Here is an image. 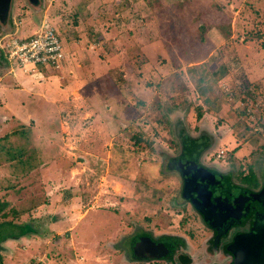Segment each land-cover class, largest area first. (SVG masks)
<instances>
[{"label": "rangeland", "instance_id": "374dc122", "mask_svg": "<svg viewBox=\"0 0 264 264\" xmlns=\"http://www.w3.org/2000/svg\"><path fill=\"white\" fill-rule=\"evenodd\" d=\"M86 1L88 12L107 7L114 24L103 23V28H110L108 38L96 36L91 47L84 43L89 29L81 33L84 41L77 43L82 48L80 61L85 66L108 64L116 83L126 85L125 101H144L138 123L146 139L137 148L121 133L110 132L105 128L107 114L93 115L82 98H73L74 89L68 97L56 100L58 112L50 121L56 126L52 129H56L57 140L50 141L51 150L49 145L46 148L51 157L40 159L44 164L41 174L38 170L33 176L40 166L33 149L43 150L46 143H37L32 133L26 141L27 134L22 136L21 130L15 141L7 139L6 133L17 132L14 128L20 121L29 125L34 117L40 122L43 100L38 94H47L49 84L67 85L73 77L65 73L62 77L60 72L65 69L39 65L43 82H28L30 77L18 68L14 76L3 78L8 62L0 49L6 63L1 62L0 68V264H146L134 260L128 245L137 231L203 234L201 224L179 198L177 173L162 166L178 153L184 136L197 137L200 144L208 140L209 146L202 151L204 162L213 160L222 169L232 168L238 178L247 181L249 173L264 172V0ZM76 3L81 0H38L36 4L10 0L6 21L0 22V37L15 29L13 34L19 38L34 34L43 22L42 15L58 4L59 14L66 18L59 16L63 26L47 22L56 28L62 43L63 30L71 35L75 26L74 18L66 15ZM123 6L128 8L121 10ZM126 11L128 25L120 19ZM134 40L138 46L130 43ZM220 65H224L225 77H211ZM79 70L78 77L86 68ZM199 76L204 81L196 86ZM149 82H159L161 88ZM78 84L72 82L70 89ZM46 105L42 110L47 115L52 107ZM18 146L23 153L16 152L13 159L11 148ZM128 148L137 152L130 154ZM4 163H10L14 172L31 173L26 178L20 175L19 181L11 178ZM13 178L18 183L11 187L29 181V185L37 184L35 192L46 196L45 202L23 215L11 188L5 186ZM4 189L5 197L1 196ZM29 190L34 192L32 186ZM24 221H31L32 228H26L24 235H13L20 233ZM39 227H43L41 232L34 231Z\"/></svg>", "mask_w": 264, "mask_h": 264}, {"label": "flooded vegetation", "instance_id": "af4514ba", "mask_svg": "<svg viewBox=\"0 0 264 264\" xmlns=\"http://www.w3.org/2000/svg\"><path fill=\"white\" fill-rule=\"evenodd\" d=\"M183 143L181 139L178 153L167 162L179 177V198L189 206L203 234H153L143 229L130 236L129 248L132 238L142 235L160 256L138 258L131 248L132 257L159 264H264V172L249 173L246 181L232 168L222 169L211 159L204 162L205 148L198 141ZM142 245L138 246L142 249Z\"/></svg>", "mask_w": 264, "mask_h": 264}, {"label": "trees", "instance_id": "16d2710c", "mask_svg": "<svg viewBox=\"0 0 264 264\" xmlns=\"http://www.w3.org/2000/svg\"><path fill=\"white\" fill-rule=\"evenodd\" d=\"M145 1H146V3H149V2L155 1V0H145ZM156 1L158 3L160 2L159 0H156ZM176 1L179 2L178 0H176ZM220 66L221 67L219 69H216L210 73V74H212V76L210 75L211 77H215V78L223 77V75L225 74L224 65H220ZM203 81H204V77L199 76L196 86L202 84ZM146 84H148L149 86L153 85L156 89L161 88L160 87L161 84L159 82H156V84H152L151 82L146 83ZM125 88H126V85H125ZM125 88L123 86L121 87L119 84H117L116 81L113 79V77L108 72H106L105 74H103L100 77L90 78L89 80H87L86 84H84V86L80 89V91L82 93V96H83V99L85 100V102L88 104L89 107H91L95 110V113L97 115L107 114L106 120H104V121L106 122V127L110 132H112L114 130L115 132H117L119 134L121 133L120 136H123L124 138L126 136L125 139L128 141V143L130 142L138 148V144L142 140L146 139L144 137V133L142 132V129H143L141 127L142 125L138 123L140 120L139 119L140 118L139 107L144 104V101L139 99L136 102L127 103V101H125V93L127 92V90L125 91ZM156 91L158 92V94H161L160 91H158V90H156ZM107 118H109V119H107ZM142 122L144 124L145 121H142ZM29 123H30L29 125H22L23 123H21V121L17 122L16 123L17 125H15L17 127L14 128L17 130V132L13 129H12L13 130L12 132H11V130L9 132H7L6 133V134H8L7 139H11V141H15L16 140V134L20 133L19 130H21L20 134H22V136H24V135L26 136V134H27V136L25 137V140H26L28 138L29 134H31V133L33 134V129L31 126L35 125L34 124L35 122H33L32 119L29 121ZM131 130H132V132H131ZM129 133H131V134H129ZM3 136H5V135H3ZM201 136H204L203 133L201 134ZM204 137H206V136H204ZM196 138L194 139L191 137L184 136L181 139L184 143L187 139H191L192 142L196 143V141H197ZM29 140H30V138H29ZM43 141H44V138L41 137V139H39L38 142H43ZM92 142L95 144H98L97 141H92ZM209 144L210 143L208 142V140L206 142L205 141L202 142V145L204 148L209 146ZM84 148H86L87 150L93 149V148H90V146H86ZM133 148H135V147H133ZM137 148L135 150H137ZM33 150H34L33 152H34L36 158L39 159V163H40L39 168H35V170H34L33 176H35V175H37L40 167L42 165H44L43 162L40 160L41 158L42 159L44 158V156H43L44 149L42 150V149L34 147ZM128 151L130 154H133V152H137V151H130L129 148H128ZM16 152L23 153L22 147L18 146V148H14V149L11 148V158H13V159L16 158L15 157ZM18 153H17V155H18ZM2 164H0V166ZM4 164L6 165V169H7L8 173L11 174V178L12 177H16V178L18 177L19 181L21 180L20 175H23V177L26 178V177H29V175L31 173V172L28 173L27 171L24 173H19V171L14 172L10 163H4ZM162 166L165 167L166 169H171L174 171V169H172V167L169 166L167 160H166V163L162 162ZM162 166H161V168H162ZM39 173H40V170H39ZM13 180H14V183H12ZM12 182L7 181V183H5V186H7V190H9V187L11 188L10 191L13 192L14 196H15L14 203L17 205V207L19 209H21L23 215L31 212V208H33V207L37 208L38 203L45 202V200H43V198L46 199L47 197L46 196L43 197V195L35 192V190L37 188L36 187L37 184H35V185L30 184L29 185V183H30V181H29V183H26V184H23L20 186H19V184H17L15 187H11V185L18 183L14 178L12 179ZM30 186H32V188L34 189V192L32 191L30 193V190H29ZM15 188H18V189H15ZM41 190H42V187H41ZM4 191L5 192L1 193V196H3V197L6 196L5 195L6 189H4ZM6 198L8 199V196ZM6 198L3 200H6ZM10 200H11V198H10ZM1 204L2 203L0 202V206H1ZM26 228H32L31 221H24L22 224H20V230H19L20 233H16V234L14 233L13 235H24L23 233L25 231H27ZM42 228L43 227H39L37 229H34V231L41 232V230H43ZM44 232L42 231V233H44ZM55 238L57 239V238H59V236L55 235ZM135 261H140V259H137V260L135 259ZM35 264H39L38 261L35 262Z\"/></svg>", "mask_w": 264, "mask_h": 264}, {"label": "crops", "instance_id": "0c3cea01", "mask_svg": "<svg viewBox=\"0 0 264 264\" xmlns=\"http://www.w3.org/2000/svg\"><path fill=\"white\" fill-rule=\"evenodd\" d=\"M155 2H157V1L155 0ZM88 5H89L88 1L81 0V3H76L75 6H72V13L71 14L69 13V15H66V11H64V14L67 17L71 16V17L74 18V25L75 26H73V29H74V27L76 29H74V30L72 29L71 30V33H72L71 35H69L70 33H68V30H63V31H65V34L64 35L62 34V46L64 47L63 49L65 51V61H64L63 67L60 70H62V69H65V70H64L63 73L60 72V74L63 77L64 73H65L66 74L65 77L69 76V77H73V79L72 80L69 79L67 85L64 84V83L63 84H59L58 83L57 85L49 84V85H47V88H49L47 94H44L43 91H41V93L38 94V96L41 97L42 100H43V101H40V103H39V106H40L39 107L40 108V116H39L40 117V122L36 121L37 118L36 119L32 118L33 122H35V121L36 122L34 123L35 125L31 126V127L33 129V135L36 138L35 140H36L37 143H38L39 139H41V137L44 138L43 142L46 143L45 146H44L45 149L43 148L44 149V151H43V154H44L43 156L44 157H51L50 154H49V156L46 154V153H48V152H46V148L49 145V149L51 150L50 141H52V139L57 140V138H56V129H52V128L56 127V126L53 127L54 122L51 123L50 116H52V115L56 114V112H58L59 105L57 104V101L58 100H62L63 97H65V98L68 97L67 93L70 94V92L72 90L77 89L76 90V94H74L73 98H76V99L77 98H82L83 106L87 107L89 110H91L93 112V115L97 116V114L95 113V110L93 108L89 107L88 104L83 99V96H82V93H81L80 89L84 86V84H86V81L89 80L90 78H97L98 76H102L104 73L108 72V69H107L108 68V64H105V63H93V64H88V66H85V64L80 61L81 60V56H82V51H81L82 48L80 47V44H77V43L80 42V41H84L83 40L84 38L82 37L81 33H85L87 31V29H89V32L86 33V37H87V41L88 42L87 41L84 42L87 45V47H91V45H94V42H95L94 39H95L96 36L97 37L98 36L99 37L102 36L106 40L108 38L107 34H108L110 28H103L102 24L103 23H104V25L106 23L114 24V22H113L114 21V18H113L114 15L112 14V12H110V13L108 12L107 7H106V10L102 11V12L93 11L91 9L88 12L87 11ZM148 6L151 7L150 5H148ZM53 7L54 8L50 9V10H52V12L50 11V13H48L49 17L47 18L48 14L45 13L44 15H42L41 19H43V22H47V20L49 22V20H50L52 23L54 21L55 24L60 25L61 24L60 22H62L61 20L62 19H66V18L61 16V14H59L60 11L58 9L61 8V7L58 4H55V6H53ZM127 8H128L127 6H123L121 8V10H126ZM157 8L158 7H155V9H157ZM151 9L154 10V8H152V7H151ZM128 12L129 11H126L125 13H122L123 17H121V18L119 17L121 19L122 24H124V25H128L126 22H129L128 21L129 17L127 15ZM118 13L119 12H117L116 14H118ZM59 16L62 17V19H60ZM98 17H104L103 21H101ZM107 17H109L110 20H107ZM137 17H138V14H137ZM87 19H88L87 22L90 23L89 26L84 23V21L87 20ZM18 20H19V22H21L19 18H18ZM13 21H15V19H13ZM65 21H67V20H65ZM108 21H110V22H108ZM80 25L83 27V29L85 27L84 31H82V29H79ZM35 29H34V31H35ZM62 29H63V27H61V30ZM13 31L14 32H12V33H15L16 29L13 30ZM7 33H10V32H7ZM91 41H92V43H91ZM130 43H133V44H135V46H138L137 42L135 40L134 41H130ZM130 43H128V44H130ZM99 44H100V41H99ZM4 65L6 66V63ZM101 65H103V67H104V69L101 70L102 72L99 71L100 70L99 68H101ZM7 66H8L7 70L5 72L1 73L2 74L1 77L5 76V75H9V74H12L14 76L16 74L15 73L16 72L15 68H13L14 70L12 69V71H11V64L7 63ZM1 67L3 69V64H0V68ZM79 67L86 68V71H84L82 73L83 75L81 74L78 77L76 70H79ZM0 71H1V69H0ZM21 72H23V71L21 70ZM68 73H71V74L68 75ZM27 75L30 77L28 79V82L32 81V82H35V83H40V82L44 81V75L42 74V72H41V74H35V75H32V76L29 75V74H27ZM58 78H61V77L58 76ZM72 82L75 83V84L76 83H79V84L77 86H74L72 89H70L71 86H72ZM67 88H68V90H67ZM61 93L64 94V95H62ZM31 94H33V93H31ZM42 95H43V97H42ZM44 95L46 97H48V98H45ZM61 102H63V101H61ZM44 103L48 104V105H46V108H51L52 107L51 113L48 112L47 115H46L45 111L42 110L44 108ZM14 106H16V104ZM45 115H46V117H45ZM47 117L49 118L48 121L46 120ZM105 128H106V125H105ZM93 141H96V140H93ZM67 228L70 229V226L67 227ZM140 263H144V262H140Z\"/></svg>", "mask_w": 264, "mask_h": 264}, {"label": "built area", "instance_id": "2783aa9c", "mask_svg": "<svg viewBox=\"0 0 264 264\" xmlns=\"http://www.w3.org/2000/svg\"><path fill=\"white\" fill-rule=\"evenodd\" d=\"M0 49L11 64V71L19 68L31 76L41 74L39 65L60 70L65 61V51L59 34L48 22L41 23L34 34L27 37L19 38L13 33H4L0 37ZM220 152L223 153V150Z\"/></svg>", "mask_w": 264, "mask_h": 264}, {"label": "water", "instance_id": "95a60500", "mask_svg": "<svg viewBox=\"0 0 264 264\" xmlns=\"http://www.w3.org/2000/svg\"><path fill=\"white\" fill-rule=\"evenodd\" d=\"M28 1H29V3H33V4L38 3V0H28ZM9 5H10V0H0V22L1 23H4L6 21L8 10H9ZM201 146H203V145L201 144ZM202 148L203 147H201V149ZM195 151H196L195 155L197 156L198 149ZM195 155L193 157H195ZM212 194L213 193L211 192V195ZM214 199L216 200L217 197H215ZM142 239H144L143 236H141L140 238H137V239L134 236L131 240V246L130 247L132 248L133 254L136 257H138V258L143 257L145 259H155L158 256H160L154 252L156 250V247L153 246V244H152L153 242L146 241V238L144 241ZM137 242H140V243L143 242L142 249H141V247L138 246V245H140V243H137Z\"/></svg>", "mask_w": 264, "mask_h": 264}, {"label": "clouds", "instance_id": "9594fccd", "mask_svg": "<svg viewBox=\"0 0 264 264\" xmlns=\"http://www.w3.org/2000/svg\"><path fill=\"white\" fill-rule=\"evenodd\" d=\"M151 262H154V261H151ZM146 264H148V262H145Z\"/></svg>", "mask_w": 264, "mask_h": 264}]
</instances>
